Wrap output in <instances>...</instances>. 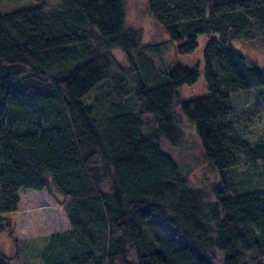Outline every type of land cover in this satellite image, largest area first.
I'll return each mask as SVG.
<instances>
[{
    "label": "trees",
    "instance_id": "trees-1",
    "mask_svg": "<svg viewBox=\"0 0 264 264\" xmlns=\"http://www.w3.org/2000/svg\"><path fill=\"white\" fill-rule=\"evenodd\" d=\"M147 3L178 53L207 35L208 95L181 99L199 66L156 68L159 45L126 27L123 0L0 12V237H13L5 216L22 189H55L70 227L50 236L43 264H264V143L231 120L234 94L264 89V68L233 44L264 42V0ZM178 113L218 174L210 192L161 148L182 145ZM242 158L261 166L258 179ZM17 253L0 252V264Z\"/></svg>",
    "mask_w": 264,
    "mask_h": 264
},
{
    "label": "rangeland",
    "instance_id": "rangeland-1",
    "mask_svg": "<svg viewBox=\"0 0 264 264\" xmlns=\"http://www.w3.org/2000/svg\"><path fill=\"white\" fill-rule=\"evenodd\" d=\"M125 4L126 27L138 30L141 34L142 46L159 45L157 53L151 52L154 66L170 67L180 64L192 68L199 66L200 77L194 85H185L181 89V99L204 97L208 95L204 76V50L208 40L207 35L198 38V48L192 54H180L176 51V44L168 40L165 30L158 24L148 11L147 0H123ZM60 6V0H1L0 12L8 13L20 9L41 7L46 11ZM234 46L240 49L245 56L257 62L264 68V42L234 41ZM116 68L127 70L125 55L119 50H112ZM143 80L148 72H143L139 65ZM130 84L133 83L131 77ZM233 114L231 120L235 124L236 132L248 141L264 143V89H252L249 92H238L233 95ZM179 125L183 130V142L179 148H173L164 140L160 145L164 152L169 154L179 165L195 187L210 192L218 182L216 170L204 158L194 126L184 116L178 113ZM241 168L251 171L250 177L255 180L262 171L261 166L252 168L245 158L241 159ZM21 202L18 211L5 217L13 225V237L7 228L0 237V252L10 257L15 255L10 264H43L41 251L51 244L50 236L57 232L67 231L69 221L61 209L60 203L66 201L55 189L49 191H35L22 189ZM16 239V240H15ZM215 264H222L217 259Z\"/></svg>",
    "mask_w": 264,
    "mask_h": 264
},
{
    "label": "bare ground",
    "instance_id": "bare-ground-1",
    "mask_svg": "<svg viewBox=\"0 0 264 264\" xmlns=\"http://www.w3.org/2000/svg\"><path fill=\"white\" fill-rule=\"evenodd\" d=\"M20 202H21V200H20Z\"/></svg>",
    "mask_w": 264,
    "mask_h": 264
}]
</instances>
